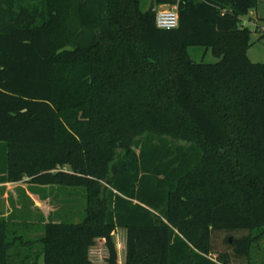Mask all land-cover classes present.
<instances>
[{
    "label": "trees",
    "instance_id": "16d2710c",
    "mask_svg": "<svg viewBox=\"0 0 264 264\" xmlns=\"http://www.w3.org/2000/svg\"><path fill=\"white\" fill-rule=\"evenodd\" d=\"M257 5L179 0L164 28L142 0H0V181L87 192L38 237L0 216V264H264Z\"/></svg>",
    "mask_w": 264,
    "mask_h": 264
},
{
    "label": "rangeland",
    "instance_id": "374dc122",
    "mask_svg": "<svg viewBox=\"0 0 264 264\" xmlns=\"http://www.w3.org/2000/svg\"><path fill=\"white\" fill-rule=\"evenodd\" d=\"M150 0H142L143 6L146 8L149 5ZM160 4L158 8H162ZM257 13L261 16H264V0H258V5L253 8L248 14L241 16V24L248 25L252 29V48L250 49V57L254 61H262L264 60V31L263 25L259 24L256 16ZM252 15V16H251ZM249 16H251L249 18ZM262 33V34H261ZM263 35V36H262ZM190 52L192 56L197 59H205L209 61L216 60L217 57L212 53V51L208 48H203L202 46H190ZM181 142H185L184 140H180ZM16 182H20V187L23 188V184H27L28 181L24 178L18 180ZM53 189H51L50 195V208H56L58 202L64 206V210L66 211L65 220L70 221H79L82 219L84 215L85 206L87 203V192L83 186H69L64 184H53ZM20 202V197L18 198ZM23 201V200H21ZM54 210V209H53ZM44 225V224H43ZM26 229H20V232L23 234H28L25 232ZM40 232L44 231V227L41 226L39 228ZM121 233V232H120ZM228 234L227 231H219L215 234V247L217 249H225L227 248V243L224 240V237ZM99 244V241L96 242ZM259 244L258 247L254 251V257L259 261L260 259H264V238H261L256 242ZM125 250L120 249V257L124 258ZM96 257V256H95Z\"/></svg>",
    "mask_w": 264,
    "mask_h": 264
},
{
    "label": "crops",
    "instance_id": "0c3cea01",
    "mask_svg": "<svg viewBox=\"0 0 264 264\" xmlns=\"http://www.w3.org/2000/svg\"><path fill=\"white\" fill-rule=\"evenodd\" d=\"M257 15L258 23L264 25V16H260L258 13ZM251 48L252 45L248 49L249 55ZM20 185V182L16 181H0V216L6 217L19 230L21 228L26 229L25 232L28 233V236L38 237L42 234L39 228L44 223L51 219L61 220L65 218L66 211L60 202H58L57 210H55L56 208H52V210L50 208L52 185L33 184L31 186L28 182L25 185L23 184L24 189L19 188ZM19 197L20 202L18 201ZM124 240V235L121 234L119 242L124 245ZM38 264H44L43 255L39 257Z\"/></svg>",
    "mask_w": 264,
    "mask_h": 264
},
{
    "label": "built area",
    "instance_id": "2783aa9c",
    "mask_svg": "<svg viewBox=\"0 0 264 264\" xmlns=\"http://www.w3.org/2000/svg\"><path fill=\"white\" fill-rule=\"evenodd\" d=\"M179 0H176L172 4H160L162 8L156 10V23L159 27L172 28L179 23V12H178ZM264 31V25H263Z\"/></svg>",
    "mask_w": 264,
    "mask_h": 264
},
{
    "label": "water",
    "instance_id": "95a60500",
    "mask_svg": "<svg viewBox=\"0 0 264 264\" xmlns=\"http://www.w3.org/2000/svg\"><path fill=\"white\" fill-rule=\"evenodd\" d=\"M148 9L152 12H156L157 10L156 0H150Z\"/></svg>",
    "mask_w": 264,
    "mask_h": 264
}]
</instances>
